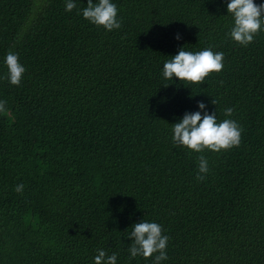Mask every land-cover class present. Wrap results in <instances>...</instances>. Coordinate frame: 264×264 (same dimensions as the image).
I'll use <instances>...</instances> for the list:
<instances>
[{
    "label": "trees",
    "instance_id": "16d2710c",
    "mask_svg": "<svg viewBox=\"0 0 264 264\" xmlns=\"http://www.w3.org/2000/svg\"><path fill=\"white\" fill-rule=\"evenodd\" d=\"M65 2L0 0V264H94L99 248L154 264L130 258L141 219L169 237L162 264H264V30L246 47L231 39L226 0H114L110 32ZM182 46L222 51L223 69L165 79ZM10 51L27 69L20 85ZM200 101L239 123V145L173 143L171 123Z\"/></svg>",
    "mask_w": 264,
    "mask_h": 264
},
{
    "label": "clouds",
    "instance_id": "9594fccd",
    "mask_svg": "<svg viewBox=\"0 0 264 264\" xmlns=\"http://www.w3.org/2000/svg\"><path fill=\"white\" fill-rule=\"evenodd\" d=\"M227 12L232 15L233 23L228 35L242 46H248L255 36L264 30V3L257 0H226ZM77 9L90 23L102 26L107 31L120 29L119 8L114 0H87V6L79 9L77 0H66L65 10ZM176 39H182L177 33ZM3 63L7 66V79L12 85H20L27 69L21 62L19 54L8 52ZM224 67V53L204 48L200 51H190L185 46L180 47L171 59L166 60L162 75L165 79L179 78L182 82H203L212 72H220ZM6 101L0 100V111H4ZM213 104L216 101L213 99ZM233 109L226 108V116H231ZM172 141L175 145L184 146L190 150L202 153L205 149L220 152L237 146L241 142L242 129L239 123L230 118L218 120L216 112H210L208 104L198 102V110L185 112L177 122L171 123ZM198 179H205L209 172V162L201 156L198 164ZM16 191H23V185H17ZM127 238L131 240L130 258L142 256L151 257L154 264H162L168 260L167 246L169 237L165 235L163 225L156 221L141 219L132 224ZM94 264H118V253L97 249Z\"/></svg>",
    "mask_w": 264,
    "mask_h": 264
}]
</instances>
